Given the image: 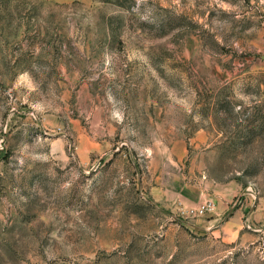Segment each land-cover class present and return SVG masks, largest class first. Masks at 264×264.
<instances>
[{"label":"rangeland","instance_id":"1","mask_svg":"<svg viewBox=\"0 0 264 264\" xmlns=\"http://www.w3.org/2000/svg\"><path fill=\"white\" fill-rule=\"evenodd\" d=\"M0 264H264V0H0Z\"/></svg>","mask_w":264,"mask_h":264},{"label":"built area","instance_id":"2","mask_svg":"<svg viewBox=\"0 0 264 264\" xmlns=\"http://www.w3.org/2000/svg\"><path fill=\"white\" fill-rule=\"evenodd\" d=\"M212 208H213L212 202H206V203H203L202 205L198 206L196 209L198 210L199 213H203L206 210H209Z\"/></svg>","mask_w":264,"mask_h":264}]
</instances>
